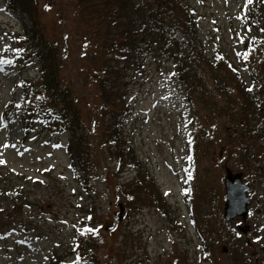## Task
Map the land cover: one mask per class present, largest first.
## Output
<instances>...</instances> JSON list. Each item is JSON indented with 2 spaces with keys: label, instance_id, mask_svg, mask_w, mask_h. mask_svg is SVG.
Segmentation results:
<instances>
[{
  "label": "rangeland",
  "instance_id": "rangeland-1",
  "mask_svg": "<svg viewBox=\"0 0 264 264\" xmlns=\"http://www.w3.org/2000/svg\"><path fill=\"white\" fill-rule=\"evenodd\" d=\"M183 1L194 12L206 54L212 57L219 47L237 62L239 17L256 0L247 6L246 0ZM114 5L115 0H38L43 33L56 40L62 75L76 91L88 128L86 186L79 180L84 172L70 162L69 132L40 120L26 128L17 114L3 115L7 101L17 105L20 100L14 79H35V63H0V264H40L54 253L63 264H85L77 263L68 248L72 226L89 217L104 236L97 246L101 264H250L264 258V168L257 171L252 164L239 170L228 158L226 167L242 170L252 187L246 216L251 231L242 233L235 221L220 225L226 167L205 168L209 196L201 199L200 210L217 263L202 254L182 184L188 166L185 119L194 110L192 102L182 81L173 77V60L156 43L111 50L123 27L140 21L129 11L128 18L120 11V19H113ZM261 6L264 12V0ZM22 22L30 26L24 12L0 0V59L3 44ZM101 45L106 52L98 57ZM95 72L103 76L98 79ZM155 194L163 196L155 202Z\"/></svg>",
  "mask_w": 264,
  "mask_h": 264
},
{
  "label": "trees",
  "instance_id": "trees-1",
  "mask_svg": "<svg viewBox=\"0 0 264 264\" xmlns=\"http://www.w3.org/2000/svg\"><path fill=\"white\" fill-rule=\"evenodd\" d=\"M78 1L85 3L86 0ZM2 2L14 11L24 12L30 26L22 22L21 30L13 32L12 39L3 44L0 60L11 62L4 63L6 66L29 62H34L36 66L35 79L26 76L14 79V86L19 85L21 88L17 103L19 107L11 99L7 101L3 115L7 118V112L17 114L26 128L33 121L40 120L46 127L69 132L70 141L66 148L71 155L70 162L84 172L79 180L82 186H86L89 181L87 171L91 163L86 153L88 128L82 118L76 91L62 75L63 66L56 40L43 33L38 0ZM262 2L263 0H256V4L241 11V47L237 62L227 57L219 47L214 50L212 57L206 54L196 33L194 12L183 0H115L110 12L111 17L116 20L120 19V11H129L131 16L140 19L134 28L123 27L116 41L111 42V50L121 53L122 50L156 43L161 53L168 54L173 60V77L182 81L183 89L192 102L194 110L189 119H185L188 166L182 175V184L188 220L203 244L202 254L207 256L208 263L217 262L212 251V241L209 240L211 236L204 229L207 223L200 210L201 199L209 196L206 183L210 180L202 170L217 166H224L225 169L226 158L239 170L251 167L252 164L257 171L264 168ZM121 18L128 17L125 13L121 14ZM154 32L159 39L153 37ZM10 33L8 30L11 37ZM97 52L99 57L106 52V48L101 45ZM94 76L99 79L103 73L95 72ZM249 88L252 91H248ZM151 179L148 177L150 184ZM160 196L163 195L155 194V202ZM217 216L220 225L227 227L223 214ZM92 224L89 217L72 226V239L68 249L77 263L101 264L97 257V246L104 241V236ZM89 229L95 232L88 231ZM61 258L56 253L50 254L40 264H63Z\"/></svg>",
  "mask_w": 264,
  "mask_h": 264
},
{
  "label": "water",
  "instance_id": "water-1",
  "mask_svg": "<svg viewBox=\"0 0 264 264\" xmlns=\"http://www.w3.org/2000/svg\"><path fill=\"white\" fill-rule=\"evenodd\" d=\"M223 179L224 193V203H223V218L230 225L232 219L240 216L242 220H245L247 214V205L250 203L251 199L246 195V190L249 188L248 183H244L242 180L241 172L232 170L226 167ZM119 203V202H118ZM119 217L121 216V210L123 208L122 204L119 203ZM236 229L247 231V225L236 224ZM223 250L226 249L225 246L222 247Z\"/></svg>",
  "mask_w": 264,
  "mask_h": 264
},
{
  "label": "snow or ice",
  "instance_id": "snow-or-ice-1",
  "mask_svg": "<svg viewBox=\"0 0 264 264\" xmlns=\"http://www.w3.org/2000/svg\"><path fill=\"white\" fill-rule=\"evenodd\" d=\"M253 2V0H246V6L248 4H251ZM218 59H220V57H217ZM0 63H11L10 61H0ZM248 91H252L251 88L248 89ZM17 107H19V105H17ZM5 147H8V145H4ZM0 163H4V161L0 160ZM189 179H191V174L189 173ZM167 194V193H166ZM88 231H92L95 232V230L89 229Z\"/></svg>",
  "mask_w": 264,
  "mask_h": 264
},
{
  "label": "flooded vegetation",
  "instance_id": "flooded-vegetation-1",
  "mask_svg": "<svg viewBox=\"0 0 264 264\" xmlns=\"http://www.w3.org/2000/svg\"><path fill=\"white\" fill-rule=\"evenodd\" d=\"M246 177L244 176V174H242V179H243V181H244V179H245ZM245 182V181H244ZM247 182V181H246ZM249 183V182H248ZM249 186H250V188L248 189V190H246V192L248 193L249 192V190L252 188L251 187V185H250V183H249ZM250 205V204H249ZM248 207V206H247ZM248 212V211H247ZM247 243H249V241H247ZM264 258H260V259H251L250 260V262H252V263H254L255 261L256 262H258L257 264H264V262H262V260H263ZM252 263H250V264H252Z\"/></svg>",
  "mask_w": 264,
  "mask_h": 264
}]
</instances>
